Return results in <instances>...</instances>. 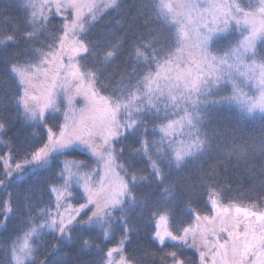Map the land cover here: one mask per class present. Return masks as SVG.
<instances>
[{"label": "snow or ice", "instance_id": "obj_1", "mask_svg": "<svg viewBox=\"0 0 264 264\" xmlns=\"http://www.w3.org/2000/svg\"><path fill=\"white\" fill-rule=\"evenodd\" d=\"M122 3L20 0L22 20L0 10V264H264V199H229L216 170L198 168L187 187L207 194L202 214L183 175L214 147L249 156L202 127L219 107L264 123V0H150L135 16ZM110 13L120 19L101 26ZM17 122L33 142L5 139ZM250 171L264 188V165ZM29 180L45 185L44 206ZM181 205L188 222L173 226ZM136 209L155 221L158 262L128 252Z\"/></svg>", "mask_w": 264, "mask_h": 264}, {"label": "trees", "instance_id": "obj_2", "mask_svg": "<svg viewBox=\"0 0 264 264\" xmlns=\"http://www.w3.org/2000/svg\"><path fill=\"white\" fill-rule=\"evenodd\" d=\"M150 3V0H123L122 9L125 10L127 16H135L137 9L140 8L141 11H147L141 8L142 4ZM6 9L8 15L23 19L25 13L20 7V0H0V10ZM115 16L116 19H120V16H116L115 13H110L101 22V26L108 20ZM147 17H142L146 19ZM62 20L57 18L52 21L53 27L50 31H55L56 26L60 25ZM101 26H98V30ZM153 27L157 25L153 24ZM126 57H122L120 60L116 61L117 65L123 66ZM107 83V81L105 82ZM230 91V90H229ZM229 91L219 92L220 96L228 95ZM79 99V98H77ZM77 104V107H80ZM158 123V122H157ZM153 123L150 121L148 127L151 128ZM203 131H207L212 137L214 145L215 144H231L233 142L238 144H243L247 146L249 150V156L245 160H237L235 156H228L222 151H217L214 147L213 151L206 154L196 163L190 165L183 172V175L190 177L186 181L185 187V200H192L191 207L196 208L202 214L208 213V207L206 206L207 194L200 187H187V184H196L197 177L199 175L198 168L203 171H208L209 169H215L218 173L217 180L219 184L230 186L232 191L227 193L229 199H234L245 205H249L253 202L259 203L260 199H264V188H262L258 182H254L251 179V169L259 170V168L264 165V152H261V147L264 146V123L261 122L260 116L257 115L255 119H242L238 111L233 108L219 107L213 109L209 118L204 122L202 127ZM33 130L30 128L23 129L21 123L17 122L10 131L7 132L5 139L11 137L17 142L23 141L25 138L31 141L30 133ZM39 131V130H37ZM34 143H38L35 141ZM7 148L0 145V154L7 152ZM71 158V157H70ZM76 159H82L83 157L77 156ZM19 159V157H17ZM44 175H49L45 173ZM28 183L36 184V199L39 202V206H44L48 202V193L45 189V185L42 182H36L35 180H29ZM147 189H142L137 193L138 196H142ZM2 193V190H0ZM181 211L179 216L171 221L173 226L179 225L181 220L184 223L188 222V217L186 214V209L184 205L180 206ZM149 212L141 213L139 209L135 210L134 214H130L129 224L137 228V232L131 237L132 243L127 245V249L130 255L134 257H141L143 255L145 248H151L153 251L157 252L156 260H159V249L153 244L150 239L151 233L154 230L155 221L151 220ZM120 238V233H116V240ZM48 243L45 246L44 251L49 252L51 250V244L55 241L51 237H45ZM99 244L100 241L98 240ZM172 243L169 242V247L165 251H172ZM115 241L107 244H101V247L107 250L108 247H112ZM68 251V249H64ZM187 257L190 261L193 259V251H186ZM43 258V256L41 257ZM94 256L84 254L81 256L82 261H90L94 259Z\"/></svg>", "mask_w": 264, "mask_h": 264}, {"label": "rangeland", "instance_id": "obj_3", "mask_svg": "<svg viewBox=\"0 0 264 264\" xmlns=\"http://www.w3.org/2000/svg\"><path fill=\"white\" fill-rule=\"evenodd\" d=\"M217 2H220V0H217ZM239 34L235 33L233 34V39L238 38ZM244 91L246 93H248V95H253L256 92V86H255V82H249L248 86L244 87ZM230 93V91L228 92V94ZM227 95V92H226ZM208 214V213H207Z\"/></svg>", "mask_w": 264, "mask_h": 264}]
</instances>
